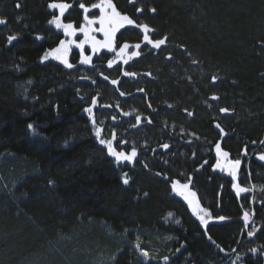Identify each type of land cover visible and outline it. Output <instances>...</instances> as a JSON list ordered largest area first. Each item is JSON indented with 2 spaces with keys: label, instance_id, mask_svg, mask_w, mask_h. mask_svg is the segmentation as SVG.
Returning <instances> with one entry per match:
<instances>
[{
  "label": "trees",
  "instance_id": "16d2710c",
  "mask_svg": "<svg viewBox=\"0 0 264 264\" xmlns=\"http://www.w3.org/2000/svg\"><path fill=\"white\" fill-rule=\"evenodd\" d=\"M51 2L75 5V0H0V19L6 21L0 25V264H90L112 251V264H151L132 249L136 235L146 228L173 236L172 244L184 251V256L176 251L173 264H264V247L249 245L243 252L239 238L237 214L250 194L237 197L230 177L213 170L216 143L231 156L245 147L250 153L261 141L264 0H113L122 14L150 25L152 38L167 35L173 44L171 52L168 44L149 50L142 31L128 25L116 34L119 48L125 42L142 45L141 55L129 58L127 65L113 64L120 76L136 72L130 65L134 58L142 59L144 72L154 76L142 77L145 92L137 95L142 117L152 123L142 119L134 128L133 115L126 133L156 140L146 151L137 150L134 164L119 166L94 139L83 111L93 97L99 101L95 92L102 82L107 84V72L98 73L95 83L80 82L77 69L87 67L79 64L77 50L69 57L72 69L53 60L42 62L44 53L64 39L63 31L49 23L59 14L48 8ZM152 7L155 13L149 11ZM12 35L18 38L8 43ZM133 51L130 47L127 55ZM169 54L171 60L166 59ZM113 56L93 62L109 69ZM213 76L219 77L215 84ZM228 106H233V116L220 111ZM28 123L38 126L37 135L27 129ZM178 129L195 132L199 139L178 134ZM102 138L109 140L103 133ZM163 143L169 149L161 148ZM142 153L150 164L139 158ZM243 160L244 177L262 181L257 175H264V164L249 154ZM124 173L128 185L122 183ZM188 177L203 206L211 199L206 209L212 217L228 219L203 228L171 190L172 181ZM255 202L263 213L256 239L264 246V202ZM169 212L180 218L179 224L165 221ZM247 232L243 243L250 240Z\"/></svg>",
  "mask_w": 264,
  "mask_h": 264
},
{
  "label": "snow or ice",
  "instance_id": "6c2138e0",
  "mask_svg": "<svg viewBox=\"0 0 264 264\" xmlns=\"http://www.w3.org/2000/svg\"><path fill=\"white\" fill-rule=\"evenodd\" d=\"M133 4L135 3V0H130ZM17 8L20 7L19 4L16 5ZM72 5L67 2H51L48 4V8L52 10H58V15L54 16L49 23L54 25L57 30H62L64 36L68 37L69 39H61L59 41V44L57 47L52 48L48 51H46L42 57L43 61H48L50 58L52 60L58 61L60 64L65 66L66 69H72L74 67L73 63L70 62L69 56L70 52L72 51V48L75 47L79 50V64L81 65H92L93 63V55L101 52V50H107L108 52L116 53V46H115V36L117 32H119L122 28H124L126 25L133 26L136 29H140L142 31V39L144 46L147 47L149 50H160L162 46H166L169 43V37L167 35L163 36L162 38H152L150 36V33H153L155 30L150 27L147 23H137L136 20L130 18L126 14H122L120 11L117 10L116 5L114 4L113 0H99V3H92L91 7L86 6L84 3H79V8L83 10V21L84 23L77 29V27L74 25V23H64L62 22V18L64 17L66 11L71 8ZM92 10H99V14L96 15L94 18H90L88 13ZM137 12H143V8H137ZM151 13H155L157 10L155 7H152L149 9ZM6 21L4 19H0V25L5 24ZM99 25V27H95V25ZM94 33H100L103 36V39H97L96 35ZM78 34L83 35V39L77 41L74 39ZM18 37L16 35H12L9 37V42L15 41ZM37 40L44 39L43 36H36ZM261 46L264 47V41L260 42ZM88 46L91 50L92 55L85 54V48ZM130 47H134L137 51H133L130 54V57L127 55V50ZM142 45L141 43H135L134 45H130L129 43L125 42L123 45L119 48V51L117 53V59H109L107 61V67L112 68L114 63H117L118 61H122L123 64L127 65L129 62V58L131 57H139L141 55V52L138 51L141 49ZM166 59L171 60L172 57L169 54ZM103 76V73H101ZM123 75L126 77H135L137 73L135 72H128L124 71ZM148 76H151V73H147ZM103 79L105 81L109 80L108 76H103ZM219 77L213 76L212 77V83L215 84ZM95 83V81H93ZM110 84L114 86L119 85L118 80H110ZM139 92L143 93L145 90L143 88L138 89ZM121 97L125 96V93L121 91L119 93ZM213 100H219L218 96H213ZM97 98L93 97L91 99L90 106L83 109L85 113H87L88 118L91 121L92 128L94 129V139L98 142V145L103 146L106 149V153L108 156L114 158L115 163L119 166L121 162H127L128 164H134L136 157L138 155V151L135 146H131L130 151H118L117 147L114 144V141H116V134L114 132L111 133L112 139L106 140L102 138V132L103 129L97 126V121L94 115V109L97 108ZM102 107H111V105H101ZM169 108L173 107L171 104L167 105ZM117 107L119 105L117 104ZM148 107L151 108V103L148 104ZM188 116L191 117L193 115L192 112H189L187 109H185ZM221 112L227 113L229 112L228 108H221ZM124 116H129L131 113L124 112ZM145 120L148 124H151V118L150 117H142L140 115L135 116V124L132 125V127H137L141 124V121ZM112 120L115 121L116 117L112 116ZM36 127L33 123L27 124V129L30 130V132L33 135H37ZM216 128L220 130L222 134L224 133L223 128L217 123L215 125ZM120 146L127 145L128 141L122 140L118 142ZM256 142L253 141V144ZM260 143L264 144V141H261ZM67 144V142H66ZM66 146V145H65ZM161 148L164 150L169 149L170 145L168 143H163L160 145ZM155 151V150H153ZM244 154L247 155V147L244 148ZM215 153L217 156V162L213 166V170L219 169L220 171L227 170V173L229 176L233 177L234 180L238 179V170L240 169V166L242 164V160L239 158L232 159L230 162L226 163V168L224 165L220 162V157H224L227 161V158L229 157V153L222 150L221 144L216 143L215 144ZM260 160L264 161V154L259 155L258 157ZM207 160L203 162V164L200 165V168H203L204 164H207ZM146 167V165H145ZM199 170V169H198ZM157 176L160 175V173H156ZM129 178L128 174H123V180L122 183L124 185L129 184ZM51 183V182H50ZM191 184L192 180L191 177L187 178V182L181 183L180 179H176L171 182V190L173 193L178 195L187 203L189 208L191 209L192 213L198 218L200 224L203 226V228L206 230L208 223L211 219V215L208 213L207 209L200 206L199 201L194 199L197 196V193L195 191L191 190ZM231 187L235 190V193L237 196H240L241 193H247L250 191L249 188L241 187L239 183H233ZM145 196H147V193H144ZM169 217H171V213L168 214ZM207 217V218H206ZM217 221H225L228 219L227 217L220 215L215 218ZM243 219L244 221H248L249 219V213L244 212L243 213ZM177 224L180 223V221L177 219L175 221ZM247 226V224L245 225ZM247 235L249 237H253L255 235L254 231H248ZM209 240H211V237H208ZM183 247V245H182ZM137 249H140V245H136ZM179 251V249H177ZM223 251V249H221ZM250 251L252 253H256L259 250L256 248H251ZM140 257L144 258L145 260L150 259V253L149 251L145 249H140L139 252ZM237 259H241V257H237ZM169 260L168 256L163 257V261L167 262Z\"/></svg>",
  "mask_w": 264,
  "mask_h": 264
},
{
  "label": "rangeland",
  "instance_id": "374dc122",
  "mask_svg": "<svg viewBox=\"0 0 264 264\" xmlns=\"http://www.w3.org/2000/svg\"><path fill=\"white\" fill-rule=\"evenodd\" d=\"M79 3H84L86 6L91 7L92 3H99V0H75V5H74V3L71 4L72 7L69 8L66 11V13H68V11H70L74 7H77V9H75L74 12L70 11L69 18L65 19L63 17L62 22L74 23V25L77 27V29L84 23V21H83L84 12L82 9L79 8ZM116 3H118V2H116ZM79 12H80L81 16H80ZM98 14H99V10H92L88 13L90 18H94ZM95 27H99V25L97 24V25H95ZM16 35H19V34L16 33ZM94 35H96L97 39H101V40L103 39V36L100 33H94ZM64 39H69V38L64 36ZM74 39L79 41V40L83 39V35L78 34ZM11 42H13V41H11ZM11 42H9V39H8V43H11ZM115 46H116V53H113V55H114L113 59L115 58L118 60L117 53L119 51V47H118L119 44L116 42V36H115ZM166 47H167V52H171L172 48H173V44H168V46H166ZM73 50H77L79 52V50L76 49L75 47L72 48V51ZM71 52H70V55H71ZM109 53H112V52H108L107 50H101V52L93 55V59L94 58H100V59L105 58L106 55ZM85 54L92 55L91 50L88 46H86V48H85ZM49 60H52V59L50 58ZM141 60L142 59L137 60L136 58H134L131 61L132 63H130L131 67L136 70L135 73H137V75L135 77H126L124 75L120 76L119 68L117 66L106 69L104 66H99V65L97 66L94 62L92 63V65H84L87 68L77 69L78 77H79L78 80L80 82H84V83H86V81H89V80L92 82L96 81V78L98 77V73L103 72V71H106L107 74L109 75L110 78H109L107 84L105 82L104 83L102 82V84H100L99 87H97V89H96L95 95L97 97H99V101L97 104V108L94 109V115H95L97 124H99L98 126L101 129H103L102 133L104 135H106L109 140L112 139V135H111L112 132H114L116 134V141H114V144L117 147L118 151H130L131 146H135L137 150L146 151V148L152 146L156 142V140H151L148 137H147V139L146 138L140 139V138L134 137L133 134L126 133V130L130 127V124L132 121V116L133 115L142 116V114H144V112H142L140 110L141 100L137 98L138 94H142L141 92L138 91V89L142 88V86H145V85H143L142 77H146L147 79H154L153 75H151V76L147 75V73H150L149 71H146V73L144 72L143 63L141 62ZM53 61H55V60H53ZM55 62L60 64L58 61H55ZM120 62H122V61H118L117 64L116 63H114V64L119 65V64H121ZM128 72H130V71H128ZM113 79L119 81L118 86H114V85L110 84V80H113ZM121 91H123L125 93V96L121 97L119 95V93ZM236 100L239 101L238 98H236ZM90 104H91V102H90ZM90 104H89V106H90ZM117 104L119 105V107H117ZM101 105H111V107H102ZM227 108L231 109V108H233V106H230V107L228 106ZM124 112H129V113H131V115L124 116L123 115ZM224 115L225 116L231 115V113L227 112L226 114L224 113ZM112 116L116 117L115 121L112 120ZM231 116H233V115H231ZM235 119L239 121L238 117ZM263 128H264V124H263ZM177 133L183 134V135H188V137H191V138L199 139V137L197 136V134L195 132H189V131H185L183 129H178ZM122 140L128 141V144L123 145L121 147L118 142L122 141ZM260 140L261 141L264 140V129H262V135L260 137ZM260 142H257V146L250 153L247 152V154H249L250 156H254L256 161H258V163L260 162V164H264V161H262L258 158L259 155L264 154V144H262ZM244 156H245V154L243 151L239 155L231 154V156H230V154H229L227 161L225 160L224 157L219 158L221 164L224 165L225 168H226V163L230 162L232 159L239 158L242 160V164L240 166V169L238 170V179H236V180H234L233 177L228 175L227 170H225L223 172L220 171L219 169L215 170L220 174V177L225 175V177H230L229 179L232 180L234 183H239V185L241 187H246V188L250 189L249 192L241 193L240 196H237V197H242L245 194L246 195L250 194L249 196H246L245 198H243L245 200H242V208L240 209V213L237 214L238 220L240 221L239 226H241V230L239 232V238L241 239V242H242L243 247H244L243 252L247 249V247L249 245L259 246L260 248L264 247V246H262V241L260 242V240L258 238L256 239V234L258 233V231L260 230L261 225H262L263 213L260 212V210L257 208L256 202H255V199L258 200V204L261 202H264V175H261V174L257 175L258 177L263 178V180L260 181L259 183L254 182L252 179L253 177H251V178L249 176L244 177V175L241 172L242 168L244 167V160H243ZM139 158H141L144 161V163H147V164L151 163V159L145 153L140 154ZM216 162H217V158H216ZM245 164H246V162H245ZM247 165H249L248 162H247ZM196 171L198 173L203 172V168H200V166H198ZM249 174H250V176H252V174L250 172H249ZM185 182H187L186 179L184 180V182L181 181V183H185ZM191 190L195 191V189L193 187H191ZM233 193H235L234 189H233ZM255 196H256V198H255ZM194 199L199 201V204L201 207H203L205 209L207 207H209V210H210V203H212L211 199H209V200L207 199L206 201H204L205 202L204 206L201 204V200L198 198V196H196ZM209 210L207 209L208 213L211 215V212H209ZM244 212L249 213L248 221H244V219H243V213ZM169 213L172 214L171 217H169V215H168ZM169 213L166 214L165 221L167 223L177 224L175 221L177 219L180 221V218L173 212H169ZM213 214H215V212H213ZM211 217H212V215H211ZM214 220L216 221L215 218L211 219L209 221V223L211 221H214ZM246 224H247V226H245ZM244 229H248V231L251 230V231L255 232V235L253 237H250V240L245 242V243H243V241H244V236H243ZM172 242H173V236L172 235H165V234L160 235L159 233H157L153 229L146 228V229L142 230L141 233L136 235V240H135V244H134L135 246H133L132 249L135 250V252L137 253V255L139 257H140V255H139L140 249H145V250L149 251L151 258L146 260V262L151 261V264H160V262H163L164 256L169 257V260L167 261L168 264H173L174 263L173 260L175 259V255L177 253L176 251L179 248L174 246L172 244ZM109 244H112V242H110ZM137 244L140 245V249L136 248ZM234 250H236V248H234ZM179 252L181 255L184 254V251L182 249H179ZM114 255H115V252L112 251L111 253H109L107 258L103 257V256L102 257L97 256L96 258L92 259L90 264H112V261L115 258Z\"/></svg>",
  "mask_w": 264,
  "mask_h": 264
},
{
  "label": "water",
  "instance_id": "95a60500",
  "mask_svg": "<svg viewBox=\"0 0 264 264\" xmlns=\"http://www.w3.org/2000/svg\"><path fill=\"white\" fill-rule=\"evenodd\" d=\"M46 61H44V63H45Z\"/></svg>",
  "mask_w": 264,
  "mask_h": 264
}]
</instances>
